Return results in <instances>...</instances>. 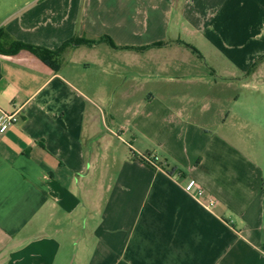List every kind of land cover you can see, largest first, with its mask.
Returning a JSON list of instances; mask_svg holds the SVG:
<instances>
[{"label": "crops", "instance_id": "crops-1", "mask_svg": "<svg viewBox=\"0 0 264 264\" xmlns=\"http://www.w3.org/2000/svg\"><path fill=\"white\" fill-rule=\"evenodd\" d=\"M80 40L0 53V264H264V0H0Z\"/></svg>", "mask_w": 264, "mask_h": 264}, {"label": "built area", "instance_id": "built-area-1", "mask_svg": "<svg viewBox=\"0 0 264 264\" xmlns=\"http://www.w3.org/2000/svg\"><path fill=\"white\" fill-rule=\"evenodd\" d=\"M19 114L15 113H6L0 111V136L5 134L10 128L16 126L19 123ZM142 162L150 165L156 169H162L163 166L159 164V157L157 155H142ZM184 191L188 194L194 195L198 200L205 198V190L198 185L195 180H189L184 186ZM204 205L208 208H212L216 205L215 199L209 197L206 199Z\"/></svg>", "mask_w": 264, "mask_h": 264}, {"label": "trees", "instance_id": "trees-1", "mask_svg": "<svg viewBox=\"0 0 264 264\" xmlns=\"http://www.w3.org/2000/svg\"><path fill=\"white\" fill-rule=\"evenodd\" d=\"M105 40L110 43L112 46H114L113 42L111 41L110 38L106 37ZM92 44L93 42H86V41H74V42H68L65 43L62 48H60L58 51L52 52L48 51L43 48H38V47H33L30 45H26L20 42H13V44L8 48V49H2L0 47V53L7 54V55H17L20 52H29L36 57H38L40 60L46 63H51V61L57 59L65 50L68 46L72 44ZM142 161V159H140ZM173 172V171H171Z\"/></svg>", "mask_w": 264, "mask_h": 264}]
</instances>
